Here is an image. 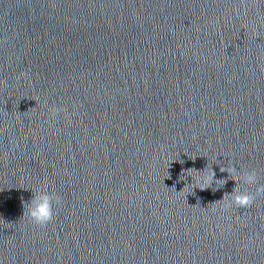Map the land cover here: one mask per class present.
I'll return each instance as SVG.
<instances>
[{
    "label": "water",
    "instance_id": "95a60500",
    "mask_svg": "<svg viewBox=\"0 0 264 264\" xmlns=\"http://www.w3.org/2000/svg\"><path fill=\"white\" fill-rule=\"evenodd\" d=\"M260 187L264 0H0V264H264Z\"/></svg>",
    "mask_w": 264,
    "mask_h": 264
},
{
    "label": "clouds",
    "instance_id": "9594fccd",
    "mask_svg": "<svg viewBox=\"0 0 264 264\" xmlns=\"http://www.w3.org/2000/svg\"><path fill=\"white\" fill-rule=\"evenodd\" d=\"M193 179V178H192ZM243 182L248 185H253L257 183V174L255 171H249L243 174L242 176ZM220 179H215V173L212 170L211 175H206L202 177L196 178V183L202 185V187L198 188L200 190H205L217 184ZM225 184V183H224ZM223 184V185H224ZM219 186L216 187L215 191L218 188L223 187ZM258 192H264V187H260L257 190ZM231 200L228 206L235 204L239 207H247L249 206L254 197L248 192H241L236 188H233L232 192L230 193ZM55 200L56 204H60V198L53 194H49L48 192L44 191L39 194L33 195L31 200L29 201L28 206V216L31 220L38 224V225H45L53 218V201Z\"/></svg>",
    "mask_w": 264,
    "mask_h": 264
}]
</instances>
